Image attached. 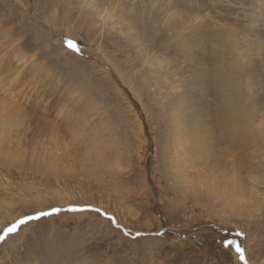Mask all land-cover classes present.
Here are the masks:
<instances>
[{"label": "rangeland", "instance_id": "1", "mask_svg": "<svg viewBox=\"0 0 264 264\" xmlns=\"http://www.w3.org/2000/svg\"><path fill=\"white\" fill-rule=\"evenodd\" d=\"M235 1L134 42L75 2L0 0V264H264V0ZM220 62L257 102L238 160L210 144L222 173L188 164L198 142L180 137L224 126L194 129L177 105L225 113L197 83Z\"/></svg>", "mask_w": 264, "mask_h": 264}, {"label": "bare ground", "instance_id": "2", "mask_svg": "<svg viewBox=\"0 0 264 264\" xmlns=\"http://www.w3.org/2000/svg\"><path fill=\"white\" fill-rule=\"evenodd\" d=\"M71 2L78 4L77 12L80 13L81 19L91 20V18H95V20L100 23L101 29L107 32L115 31V28H119V30L116 31L117 35L123 36L125 34H129L128 36H131V40L136 42L146 40V33L148 32H155V35L160 37L162 33L159 29L161 27L159 23L162 24L164 17L169 18L170 15H175L177 17L175 21L183 22L185 20H189L190 18H197L201 13H203L204 15L213 18L215 17L212 14L213 9L229 7L230 3L236 1L67 0V3ZM118 3H121L122 5V8L119 10H117L116 6ZM150 10H154V12H157V14L150 15ZM85 13L86 15H84ZM121 24L125 25V29L127 31L119 27ZM154 25H158V27L155 28ZM135 32L137 35H135ZM200 33H202V31L199 30H193L188 35L181 33L183 35L182 45L187 46L186 48L192 46L188 39ZM140 38L141 40H139ZM215 54L217 56H221L224 55L225 52L221 49H216ZM213 68L215 70L214 72H203L197 83L204 85L201 88H205V91H208L211 87L214 91L217 89L218 91H216V93L218 95V101L220 102L219 107L226 112L221 114L219 111H217L211 116L210 119H208L205 113L207 112L206 106L202 105L198 101V96L191 94L186 95V93L179 94L177 105L180 107V114L182 115L181 120L190 125V127L196 129L201 125L207 126L208 122L210 125H216V123H218V128L224 126V134L219 133L220 135L215 137L212 133H206L205 131L207 130H201V133L199 131L196 132L189 130L182 133L180 141L188 143L187 146H192L198 142L194 152L186 150L184 152L185 161H187L188 164L200 163L199 165H202L203 163L205 164L206 168H213L216 171H220L219 173H222L227 168L226 165H228V162L224 157V159H222L221 156H218V149L213 148L212 145L215 143L219 144L224 141L225 146L232 153V159H236L237 153L239 154L238 149L241 146H244V141L250 137L248 135V129L245 127V123L242 119V116L246 111L244 110L243 106H249L247 110L252 109L257 102H255L256 96L254 93L249 95L251 97H242L240 90V79H244V74H242V72L240 76L233 68L226 69V66H224V64L221 62L215 64ZM251 74L252 73H247L246 75L247 77H250L252 76ZM15 94H20V92H16L14 90V94H11V96L14 97ZM239 104H242V106ZM12 107H15V105ZM215 130L208 129L209 132ZM214 139L216 140L215 143H213ZM211 143L213 144L210 146ZM230 152L228 154H230ZM232 166L235 168L237 164L232 163ZM219 176L220 174L217 177ZM235 193L238 196L240 195L239 191H236ZM230 194L231 196L228 198H232V196H234V193Z\"/></svg>", "mask_w": 264, "mask_h": 264}, {"label": "snow or ice", "instance_id": "3", "mask_svg": "<svg viewBox=\"0 0 264 264\" xmlns=\"http://www.w3.org/2000/svg\"><path fill=\"white\" fill-rule=\"evenodd\" d=\"M69 46H70V47H74V45H72L71 43H70ZM24 223H27V220H21V221H19L17 224L12 225L11 227H9V228H7V229L5 230V233H6V234H11V233L16 232V231L18 230L19 226H20L21 224H24ZM0 239H3V236H2V235H0ZM238 250H239V249H238Z\"/></svg>", "mask_w": 264, "mask_h": 264}]
</instances>
